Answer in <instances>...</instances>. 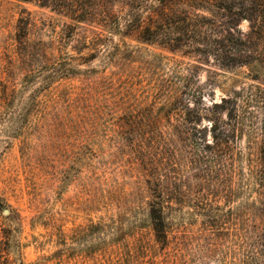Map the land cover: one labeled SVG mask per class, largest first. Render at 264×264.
Instances as JSON below:
<instances>
[{
  "label": "rangeland",
  "instance_id": "374dc122",
  "mask_svg": "<svg viewBox=\"0 0 264 264\" xmlns=\"http://www.w3.org/2000/svg\"><path fill=\"white\" fill-rule=\"evenodd\" d=\"M126 12L0 0V264H264V30L230 65Z\"/></svg>",
  "mask_w": 264,
  "mask_h": 264
},
{
  "label": "trees",
  "instance_id": "16d2710c",
  "mask_svg": "<svg viewBox=\"0 0 264 264\" xmlns=\"http://www.w3.org/2000/svg\"><path fill=\"white\" fill-rule=\"evenodd\" d=\"M38 2L44 7L59 12H66L78 20L83 15L91 14L93 7L101 3L105 15H109L112 4L124 3L127 7L128 29H140L143 23V12L150 11L152 24L145 26L140 34L146 42L158 43L175 51L182 47L184 37L187 42L205 45V53L213 54L218 59L229 61L230 65H239L244 60V53L255 54L258 48L251 45L253 36L247 38L239 31L238 26L249 20L252 32L260 34L264 30L263 0H23ZM153 1V2H152ZM206 11H211L217 21H222L219 32L214 27L207 30L200 21L209 23ZM214 11V12H212ZM156 16V17H155ZM152 17V18H151ZM85 19V18H84ZM260 31V32H259ZM220 39L213 38L217 34ZM177 34V35H176ZM182 35V37H181ZM211 36V37H210ZM246 38V39H245ZM250 43V44H249ZM199 51L201 50L198 48ZM155 217V216H154ZM155 219H158L155 217Z\"/></svg>",
  "mask_w": 264,
  "mask_h": 264
}]
</instances>
